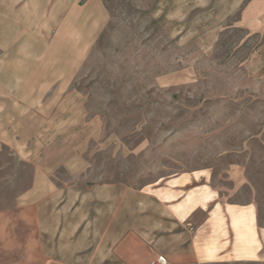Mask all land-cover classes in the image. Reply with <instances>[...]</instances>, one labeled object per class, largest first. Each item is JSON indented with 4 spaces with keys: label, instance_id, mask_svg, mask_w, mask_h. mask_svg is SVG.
<instances>
[{
    "label": "rangeland",
    "instance_id": "374dc122",
    "mask_svg": "<svg viewBox=\"0 0 264 264\" xmlns=\"http://www.w3.org/2000/svg\"><path fill=\"white\" fill-rule=\"evenodd\" d=\"M26 1L41 43L20 73L41 84L0 97V214L34 183L58 207L203 169L264 222V14L249 0Z\"/></svg>",
    "mask_w": 264,
    "mask_h": 264
},
{
    "label": "crops",
    "instance_id": "0c3cea01",
    "mask_svg": "<svg viewBox=\"0 0 264 264\" xmlns=\"http://www.w3.org/2000/svg\"><path fill=\"white\" fill-rule=\"evenodd\" d=\"M24 2L0 0L2 98L26 89L35 94V84H41L35 83L33 66H27L26 79L20 73L19 64L36 63L39 51L31 48L41 43L34 41L41 19L18 15L31 11ZM256 6L264 7V0H249L246 8L263 15ZM31 190L34 198L27 204ZM47 190L57 188L34 183L19 197L16 216L0 214V264H147L158 253L174 264H264L257 205L223 201L203 169L139 188L99 185L84 191L79 205L65 200L54 207L42 192Z\"/></svg>",
    "mask_w": 264,
    "mask_h": 264
},
{
    "label": "built area",
    "instance_id": "2783aa9c",
    "mask_svg": "<svg viewBox=\"0 0 264 264\" xmlns=\"http://www.w3.org/2000/svg\"><path fill=\"white\" fill-rule=\"evenodd\" d=\"M147 264H174L168 257L162 253L155 254Z\"/></svg>",
    "mask_w": 264,
    "mask_h": 264
}]
</instances>
